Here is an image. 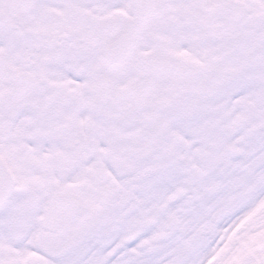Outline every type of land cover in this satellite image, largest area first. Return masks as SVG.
<instances>
[{"label":"snow or ice","instance_id":"snow-or-ice-1","mask_svg":"<svg viewBox=\"0 0 264 264\" xmlns=\"http://www.w3.org/2000/svg\"><path fill=\"white\" fill-rule=\"evenodd\" d=\"M0 264H264V0H0Z\"/></svg>","mask_w":264,"mask_h":264}]
</instances>
